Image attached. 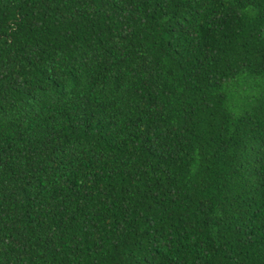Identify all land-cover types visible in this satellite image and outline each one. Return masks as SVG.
I'll return each instance as SVG.
<instances>
[{
  "label": "trees",
  "instance_id": "trees-1",
  "mask_svg": "<svg viewBox=\"0 0 264 264\" xmlns=\"http://www.w3.org/2000/svg\"><path fill=\"white\" fill-rule=\"evenodd\" d=\"M0 264H264V0H0Z\"/></svg>",
  "mask_w": 264,
  "mask_h": 264
}]
</instances>
